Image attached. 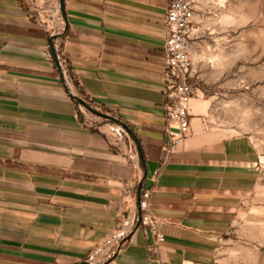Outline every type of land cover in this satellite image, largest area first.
<instances>
[{
    "label": "crops",
    "instance_id": "0c3cea01",
    "mask_svg": "<svg viewBox=\"0 0 264 264\" xmlns=\"http://www.w3.org/2000/svg\"><path fill=\"white\" fill-rule=\"evenodd\" d=\"M169 2L65 0V20L60 0H0V264H81L114 236L103 264L217 260L261 155L250 136L200 132L193 116L162 164ZM83 97L127 123L141 151L85 115ZM140 181L165 236L153 250L137 226Z\"/></svg>",
    "mask_w": 264,
    "mask_h": 264
},
{
    "label": "rangeland",
    "instance_id": "374dc122",
    "mask_svg": "<svg viewBox=\"0 0 264 264\" xmlns=\"http://www.w3.org/2000/svg\"><path fill=\"white\" fill-rule=\"evenodd\" d=\"M193 10L192 112L193 100L209 101L194 115L201 117L198 130L248 135L261 155L259 183L244 199L214 264H264V0H193ZM81 109L91 117L87 107ZM92 119L120 126L93 113Z\"/></svg>",
    "mask_w": 264,
    "mask_h": 264
},
{
    "label": "built area",
    "instance_id": "2783aa9c",
    "mask_svg": "<svg viewBox=\"0 0 264 264\" xmlns=\"http://www.w3.org/2000/svg\"><path fill=\"white\" fill-rule=\"evenodd\" d=\"M193 13V0H170L164 18L167 29L165 41V94L167 100L165 110L171 124L168 129L169 137L163 146L164 156L162 157V164L169 160L171 154L177 150L184 139L192 132V118L195 114L191 110L190 103L196 92V87L192 80L194 62L190 49ZM52 42L54 45L56 44L55 41ZM60 61L63 67V61L61 59ZM63 74L68 79H72L67 71L63 70ZM87 103L94 111L102 112L101 107L98 105ZM81 105L85 106L80 101V109ZM88 110L96 114L92 110ZM83 112L85 113V111ZM113 131L118 133L120 139H123L124 134H128V131L121 124L115 127ZM149 198L150 191L148 189L141 190L138 207L141 219L140 225L146 230H150L155 237L156 242L149 246V250H153L158 242L165 239V236L158 228L157 217L151 212ZM119 238L114 236L109 239L103 246L104 250L100 248L91 254L86 263L103 264L109 260L116 252Z\"/></svg>",
    "mask_w": 264,
    "mask_h": 264
},
{
    "label": "water",
    "instance_id": "95a60500",
    "mask_svg": "<svg viewBox=\"0 0 264 264\" xmlns=\"http://www.w3.org/2000/svg\"><path fill=\"white\" fill-rule=\"evenodd\" d=\"M60 9H61V13H62V16L63 18L66 20V10H65V0H60ZM50 47H51V53H52V56H53V59L57 65V67L59 68L60 70V73H61V77L64 76L63 74V70H62V66H61V61H60V58L58 56V53L55 49V45L53 43L50 44ZM88 109L92 110L93 112H95L96 114H98L99 116H102L104 118H107V119H111V120H114L116 122H119L129 133H131L137 140V144H138V149L139 151H141V145H140V141L139 139L137 138L136 134L134 133L133 129L125 122L121 121L120 119L116 118L115 116L113 115H110L108 113H104V112H96L92 109V107L84 100H80ZM142 185H143V181H140L139 185H138V200H137V203H138V206L140 204V193H141V190H142ZM140 213H139V218H138V222H137V226L140 225ZM81 264H87L85 261L82 262Z\"/></svg>",
    "mask_w": 264,
    "mask_h": 264
},
{
    "label": "bare ground",
    "instance_id": "6f19581e",
    "mask_svg": "<svg viewBox=\"0 0 264 264\" xmlns=\"http://www.w3.org/2000/svg\"><path fill=\"white\" fill-rule=\"evenodd\" d=\"M192 105V101L190 103V106ZM209 105L208 100H193V106H194V111L195 112H201L207 109Z\"/></svg>",
    "mask_w": 264,
    "mask_h": 264
},
{
    "label": "trees",
    "instance_id": "16d2710c",
    "mask_svg": "<svg viewBox=\"0 0 264 264\" xmlns=\"http://www.w3.org/2000/svg\"><path fill=\"white\" fill-rule=\"evenodd\" d=\"M56 36H57V35H56ZM54 37H55V36H54ZM54 37H52V38H54ZM52 38H51V39H52ZM51 43H53L52 40H51ZM60 55H61V60L63 61V63H64V64H67L66 59L62 56V54H60ZM67 69H68V65H67ZM68 73H69V75H71L69 69H68ZM71 77H72V75H71ZM73 80H74V79H73ZM80 100H81V99H80Z\"/></svg>",
    "mask_w": 264,
    "mask_h": 264
}]
</instances>
